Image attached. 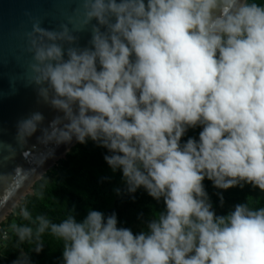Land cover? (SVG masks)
<instances>
[{"label":"clouds","instance_id":"clouds-1","mask_svg":"<svg viewBox=\"0 0 264 264\" xmlns=\"http://www.w3.org/2000/svg\"><path fill=\"white\" fill-rule=\"evenodd\" d=\"M82 4L85 27L95 19L107 29L92 26V47L74 46L78 37L67 25L49 30L36 21L27 33L31 84L64 113L40 142L91 138L112 153L105 160L122 169L129 192L143 186L163 197L166 212L149 222L150 232L134 235L117 227L115 214L90 210L77 222L71 212L54 223L21 208L30 225L13 222L11 232L37 253L50 232L63 241L65 264H264V207L240 204L217 216L203 186L207 177L220 189L245 181L264 190V4ZM43 121L39 112L21 120L19 139ZM198 124L199 142L181 147L187 127ZM13 264H29L27 255Z\"/></svg>","mask_w":264,"mask_h":264},{"label":"water","instance_id":"water-1","mask_svg":"<svg viewBox=\"0 0 264 264\" xmlns=\"http://www.w3.org/2000/svg\"><path fill=\"white\" fill-rule=\"evenodd\" d=\"M36 21L49 30L59 31L62 25H67L78 37L74 46L79 48L92 47L93 25L101 27V31L107 30L95 19L85 27L82 0H0V222L25 190L78 142L75 137L70 143L59 145L40 142L43 129L64 113L44 102L38 95V86L31 84L30 65L34 61L28 51L27 33ZM97 68L100 69L99 64ZM36 112L44 116V121L22 142L18 124Z\"/></svg>","mask_w":264,"mask_h":264},{"label":"rangeland","instance_id":"rangeland-1","mask_svg":"<svg viewBox=\"0 0 264 264\" xmlns=\"http://www.w3.org/2000/svg\"><path fill=\"white\" fill-rule=\"evenodd\" d=\"M248 2L264 4V0H248ZM202 131L203 125L200 124L196 125L195 127H187V130L180 140L181 147H183V145L186 144L189 139H192L195 133H197L199 142L200 133ZM70 153L79 155L77 158L78 161L75 163V165L78 166V162H80L79 170L84 171L85 167L90 166V164L86 161H89L92 164H98L102 162L105 172L107 170L109 174L115 172L116 176L119 178L118 181L113 179L109 181L110 183L108 188L106 183L105 188L102 190L98 189L92 191L91 202L89 204L88 198L83 213V218L80 222L86 218L90 210L99 211L105 215V211L108 210L105 208L106 203L107 205H113L114 202L119 201L120 199L123 201L129 199L125 196L124 192L125 188L127 187V183L123 176L122 169H117L114 171L105 160V156L111 155L112 153L107 148L100 146L97 142L91 140V138H86L85 143H75L66 153V155L62 156L61 159H58L43 174V176L33 184L30 190L25 193V195L14 206V208L1 220L0 264H13V262L21 258L22 252L27 255L29 264H65L63 257L64 246L62 240L46 231L42 236V241L44 242L43 249L41 252L37 253L36 251L32 250L35 246L34 243L30 244L28 242H24L21 244L19 242L15 234L11 232L10 225L13 222L21 225H30V221L23 219L19 215L21 208H27L33 219L38 215H44L52 222L59 223L63 219L67 218L68 215L60 218L58 216H53V210L47 205V201L45 200L50 198L52 192L63 189H71L75 185L76 180L72 176L62 177L65 174V170L71 166L68 157ZM203 186L205 192L207 193L209 203L212 205V210L217 216L228 215L230 212L234 211L235 206L245 204L246 200L249 202L255 200L259 205L260 202L264 203V190H261L259 187L245 181H241L236 186L225 190L214 186V182L205 177ZM137 196L140 200L143 199V202H146L148 199V201L153 204L149 208H146V213H141L142 215L150 216L155 215L156 213L158 214L166 212V204L163 197H161L159 200L153 198L151 195H149L148 191L144 187L143 189L140 187L137 189ZM126 204L127 201L124 204L125 208ZM138 208V205H136L134 208L131 206L128 209H124L123 213H118L116 215L118 221L117 227L130 229L134 235H138L142 232H150L148 224L156 217H152L150 219L137 217L140 216ZM133 219H135V223H131ZM32 226L35 227L34 225ZM5 233H7V237H5ZM48 242L50 243L49 245Z\"/></svg>","mask_w":264,"mask_h":264},{"label":"trees","instance_id":"trees-1","mask_svg":"<svg viewBox=\"0 0 264 264\" xmlns=\"http://www.w3.org/2000/svg\"><path fill=\"white\" fill-rule=\"evenodd\" d=\"M192 139H195L198 142L197 133L194 134ZM68 157L71 166L65 170V174L62 177L72 176L76 180L75 185L71 189H63L52 192L50 198L45 201H47V205L50 208H52L53 216L55 217L58 216L60 218L66 215H70L72 212L77 222H80L83 218V213L85 210L87 199L89 198V204L91 202L92 191L98 189L102 190L103 188H105L106 183L108 188L110 183L109 181H111L112 179L118 181L119 178L116 176L115 172L111 174H109L108 170L105 172L102 162L98 164L96 163L92 164L91 162L86 161L87 163L90 164V166L85 167V170L81 171L79 170L80 162H78V166L75 165V163H77L78 161L77 158L79 157V155L70 153ZM140 188L143 189L142 186ZM124 192H125V196L129 198L128 200H126L127 201L126 208L124 207L126 201H123L122 199L114 202L113 205H107L106 203L105 208L108 210L105 211V215H104L105 219H107V217L111 216L112 214L117 215L118 213H123L124 209H128L131 206L134 208L136 205L139 206L138 211L140 214V216L137 217H143L145 219L156 217L157 213L155 215H150V216L141 214V213H146V208H149L153 204H151L148 201V199L146 202H143V199L140 200L137 196V190L134 193L129 192L127 185ZM106 202H107V197H106ZM245 204H248L249 207L253 209L264 207V206H260V205H264V203L260 202L259 205L255 200L251 202L246 200ZM135 222H136L135 219L131 221V223H135ZM49 244L50 243L48 242V245Z\"/></svg>","mask_w":264,"mask_h":264},{"label":"bare ground","instance_id":"bare-ground-1","mask_svg":"<svg viewBox=\"0 0 264 264\" xmlns=\"http://www.w3.org/2000/svg\"><path fill=\"white\" fill-rule=\"evenodd\" d=\"M63 155H64V154H63ZM61 158H62V157H61ZM61 158H60V159H61ZM28 190H30V189L27 188V189L25 190V192H24V193L18 198L16 204L21 200V198L25 195V193H26ZM16 204H15V205H16ZM15 205H14V206H15ZM14 206H13L8 212L5 213V216H6V215H7V214H8V213L14 208Z\"/></svg>","mask_w":264,"mask_h":264}]
</instances>
